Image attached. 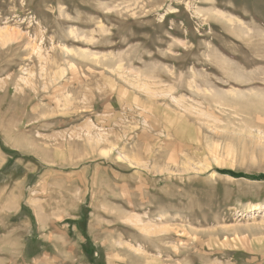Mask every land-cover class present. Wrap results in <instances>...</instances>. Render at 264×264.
I'll return each mask as SVG.
<instances>
[{
  "label": "rangeland",
  "instance_id": "rangeland-1",
  "mask_svg": "<svg viewBox=\"0 0 264 264\" xmlns=\"http://www.w3.org/2000/svg\"><path fill=\"white\" fill-rule=\"evenodd\" d=\"M263 98L264 0H0V264H264Z\"/></svg>",
  "mask_w": 264,
  "mask_h": 264
},
{
  "label": "crops",
  "instance_id": "crops-1",
  "mask_svg": "<svg viewBox=\"0 0 264 264\" xmlns=\"http://www.w3.org/2000/svg\"><path fill=\"white\" fill-rule=\"evenodd\" d=\"M42 242H44L38 250L32 254V257L40 260L41 258L47 257V245L45 244V241L47 242V238L45 235H40Z\"/></svg>",
  "mask_w": 264,
  "mask_h": 264
},
{
  "label": "trees",
  "instance_id": "trees-1",
  "mask_svg": "<svg viewBox=\"0 0 264 264\" xmlns=\"http://www.w3.org/2000/svg\"><path fill=\"white\" fill-rule=\"evenodd\" d=\"M81 246H82V250H83V252L86 254V256L88 257L89 261H90L91 263H93V262H94V259H93V251H92V250H89V249L87 248V245H86V244H83V245H81Z\"/></svg>",
  "mask_w": 264,
  "mask_h": 264
},
{
  "label": "bare ground",
  "instance_id": "bare-ground-1",
  "mask_svg": "<svg viewBox=\"0 0 264 264\" xmlns=\"http://www.w3.org/2000/svg\"><path fill=\"white\" fill-rule=\"evenodd\" d=\"M257 73V72H256ZM31 88V87H30ZM33 90V89H32ZM264 99V98H263ZM263 101V100H262ZM263 103V102H262ZM261 105V104H260ZM219 149V148H218ZM12 248V247H11Z\"/></svg>",
  "mask_w": 264,
  "mask_h": 264
}]
</instances>
